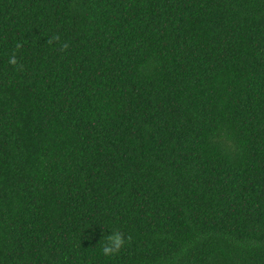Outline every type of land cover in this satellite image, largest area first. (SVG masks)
Wrapping results in <instances>:
<instances>
[{"label":"trees","instance_id":"1","mask_svg":"<svg viewBox=\"0 0 264 264\" xmlns=\"http://www.w3.org/2000/svg\"><path fill=\"white\" fill-rule=\"evenodd\" d=\"M0 264H264V0H0Z\"/></svg>","mask_w":264,"mask_h":264},{"label":"clouds","instance_id":"2","mask_svg":"<svg viewBox=\"0 0 264 264\" xmlns=\"http://www.w3.org/2000/svg\"><path fill=\"white\" fill-rule=\"evenodd\" d=\"M59 40L60 37L58 35H53L50 39L47 40V43L51 45L54 41L58 42ZM21 47L22 45L17 43L16 49L18 50ZM67 47V43L62 44L61 51L66 50ZM8 63L12 66H18L20 70H22L23 68L22 65H18V59L15 52H13V54L9 57ZM127 240L131 241V236L127 237ZM124 243L125 237L122 232H120L119 230L112 232V234L106 238V243H104V245L102 246L103 255L107 257L117 254L123 247Z\"/></svg>","mask_w":264,"mask_h":264}]
</instances>
